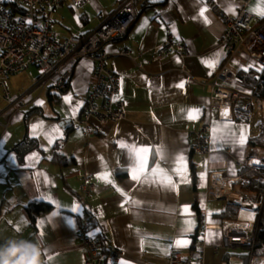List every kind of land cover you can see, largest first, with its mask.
<instances>
[{"label": "crops", "instance_id": "0c3cea01", "mask_svg": "<svg viewBox=\"0 0 264 264\" xmlns=\"http://www.w3.org/2000/svg\"><path fill=\"white\" fill-rule=\"evenodd\" d=\"M122 1L88 0L75 7L62 0L50 15L51 27L59 40L71 34L81 36L94 29ZM212 1L230 16H236L243 7L250 12L256 3V0ZM143 2L131 0L137 13L135 22L124 38L104 46L109 68L120 77L116 99L124 103L126 117L107 124L98 135L85 136L77 124L94 80L91 60L83 58L71 63V75L63 91L54 86L53 80L41 78L35 68L30 69L33 78L21 72L6 81L9 101L0 98V242L19 238L40 243L43 264H84L83 244L76 236L82 228L99 240L105 251L111 248L120 251L119 259L108 264L121 261L166 264L169 252L176 248L167 254L162 249L178 237L185 219L180 214L184 206L189 207L194 226L186 237L189 245L176 250L186 257L198 245L202 247L201 264H243L246 248L223 247L221 228L229 220L218 216L227 205L239 203L214 199L210 195L211 175L240 177L247 183L251 176L248 172L241 174L240 170L248 169L249 159L263 161L261 152L251 154L247 147L248 139L264 133V128L251 104V95L238 85L236 74L244 68L257 71L264 64L244 51L230 56L220 47L225 28L203 0H147L145 5ZM10 4L15 3L0 0L6 10ZM201 7L207 9V23L199 15ZM229 9L235 14H230ZM20 12L18 7L12 13L19 15ZM44 14V11L38 12L40 16ZM254 15L264 23V18ZM168 38L182 42L189 56L181 59L170 55L153 60L154 48ZM124 51L129 56L121 55ZM213 59L215 64L209 67L206 62ZM223 63L236 75L230 83L216 81ZM184 67L192 78L182 72ZM214 82L237 91L236 102L229 106L211 104L210 85ZM180 84L182 88L177 87ZM66 97L70 100L66 101ZM192 108L200 109L199 118L188 120L182 109ZM225 109L227 118L222 115ZM234 109L250 112L244 116L247 120H236ZM225 119L231 122L233 130L238 132L241 126L247 130V141L242 147L234 143H212L213 125ZM36 124H42L43 129L34 134L32 126ZM202 124L210 126L207 153L194 150L196 133ZM52 128H59V136L49 144L47 135ZM27 141L34 142L36 147L20 155L18 146ZM118 141L143 145L162 143L169 151L183 153L187 182L179 183V178L174 176L178 186L173 191L137 185L125 170L126 156ZM33 154L35 159H29ZM58 156L72 162L58 165L53 162ZM161 166L169 171L172 167L170 163ZM105 168L112 173L116 187L140 201L138 206L124 204L125 197L116 187L97 179ZM84 177L96 185L86 197L79 189ZM239 185L232 186L234 193L242 201H253L251 196L239 191ZM31 203L50 206L49 211L36 217L34 224L25 210ZM74 206L78 208L76 212L71 211ZM258 206L250 204L254 212ZM168 209L176 211L170 213ZM54 211L58 213L56 217L51 215ZM88 218L94 223L91 229ZM141 240H144L143 248Z\"/></svg>", "mask_w": 264, "mask_h": 264}, {"label": "built area", "instance_id": "2783aa9c", "mask_svg": "<svg viewBox=\"0 0 264 264\" xmlns=\"http://www.w3.org/2000/svg\"><path fill=\"white\" fill-rule=\"evenodd\" d=\"M21 8L19 15H14L0 5V98L9 101V93L6 86L8 78L14 74L27 72L33 78L31 68H35L41 78L53 80L54 86L65 90L70 75L72 62L87 58L94 63L93 84L86 98V108L77 124L85 136L98 135L100 129L107 124L117 123L126 117L124 103L116 99L118 94L120 77L108 66V57L104 50L106 43L124 38L137 18L131 0H123L118 7L104 17L91 31L78 36L71 34L59 40L57 33L51 27V13L60 5L62 0H11ZM75 7H79L88 0H67ZM144 0V5L147 3ZM210 12L215 16L220 25L225 28L219 41L220 47L228 54L234 55L240 51L246 52L251 58L264 64V23L260 22L254 14L248 12L245 7L239 10L236 16L224 14L218 5L212 0H203ZM44 11L43 16L38 15ZM30 21V23H29ZM121 55L129 56L127 51ZM170 55L185 59L189 56L187 47L180 41L168 38L156 46L152 53L153 60H163ZM190 78L191 73L184 67L181 69ZM226 63L220 66L216 75V81L230 83L235 78ZM239 97L237 91H232L218 85L216 82L210 85V102L213 105H232ZM255 103L260 118L264 120V100L250 97ZM210 142V126L202 124L196 133L194 150L200 153L208 152ZM260 163L254 164L253 161ZM246 166L250 171L264 168V161L249 159ZM220 173L211 175V192L214 199L224 198L238 202V216L235 221H224L221 228L223 247L230 249L234 246L243 247L251 251L254 245L253 224L245 226V220L239 218L242 206L249 205L235 194L232 199L219 196L214 187V179ZM241 178H235L232 186L241 182ZM79 189L86 197L96 189L88 177H84ZM238 198H237V197ZM248 206V207H249ZM254 212V217L256 216ZM77 238L83 244L84 264H104L101 252L104 245L85 228L80 229ZM121 253L115 248L107 251L108 261H117ZM264 259L256 257L250 260ZM202 247L195 246L194 250L186 257L176 249H172L166 264H201Z\"/></svg>", "mask_w": 264, "mask_h": 264}, {"label": "snow or ice", "instance_id": "6c2138e0", "mask_svg": "<svg viewBox=\"0 0 264 264\" xmlns=\"http://www.w3.org/2000/svg\"><path fill=\"white\" fill-rule=\"evenodd\" d=\"M207 9L206 7H201L199 15L205 18V22H209L205 17ZM230 14H235L233 9L228 10ZM253 14L258 15L261 18H264V0H256L255 6L249 9ZM30 23V21H29ZM147 21H145V24ZM209 67H213L215 60H209L206 62ZM249 67H252L249 65ZM244 71H248V68H244ZM257 71H264V68H258ZM177 87H183V84L177 85ZM66 101H69L70 98L66 97ZM78 107V106H77ZM76 109H73L75 113ZM186 113V118L188 120H195L199 118L200 109L192 108L183 110ZM227 118L228 111L225 109L222 114ZM38 129H43L42 124H36L32 126V131L35 134ZM211 139L212 143L215 145L218 142L223 143H234L239 144L241 147L247 141V130L241 126L237 131L233 130L231 122H228L227 119L221 124H214L211 130ZM59 136V128H52L50 133L47 135L48 143L51 144L55 137ZM118 147L122 150L126 156V171L132 181L137 185L143 187L148 186L150 188H156L157 190L163 189L164 191H173L177 188L179 183L187 182V164L185 156L183 153H176L169 151L164 144L159 145H143L137 143H126L125 141H118ZM215 150V149H214ZM29 159H35V154ZM151 161V164H150ZM162 163H170L172 165L170 171L161 166ZM254 164L260 163L259 161H253ZM207 162H205V167ZM178 177L179 181H175L173 177ZM97 179L106 183L111 184L113 187H116L112 180V173L106 168L100 172L97 176ZM204 179V175H201V180ZM116 191L122 196L125 197L124 204H131L133 206H138L140 201L132 199L129 197L122 189L116 187ZM123 207V204L121 205ZM59 208L60 206L57 205ZM77 207L71 209L72 212H76ZM126 211L128 209H125ZM170 213H175V209H168ZM180 214L185 216L183 220V226L178 234V237L171 241L167 247L162 249L164 254H167L168 251L172 248L180 249L185 248L189 245L190 241L186 238L188 234L192 231L194 226L193 220L191 219V213L188 206H184ZM52 217L58 215L57 212H52ZM212 213H209L211 216ZM71 223V221H69ZM211 224V221H209ZM42 235V234H41ZM211 235V232L209 233ZM2 244V242H0ZM144 240H141V247L143 248ZM50 259V258H49ZM120 264H128L127 261H121Z\"/></svg>", "mask_w": 264, "mask_h": 264}, {"label": "trees", "instance_id": "16d2710c", "mask_svg": "<svg viewBox=\"0 0 264 264\" xmlns=\"http://www.w3.org/2000/svg\"><path fill=\"white\" fill-rule=\"evenodd\" d=\"M8 8L13 13L18 11L16 4H10L8 5ZM262 68H264V65ZM236 75L238 78V85L243 90L247 91L252 97H257L264 100V71H255L253 69H248V71L240 70ZM253 109L255 108L253 107ZM249 113L242 110L240 111L239 109H234V118L236 120L244 121L247 120V117L244 116H247ZM33 147H36L34 142H24L18 146V148H20V155ZM247 147L252 152L251 154L261 152L262 159L264 161V133H259L256 136L249 138ZM53 162L58 165H67L70 164L72 160L58 156L53 159ZM245 172H248V169L243 168L240 170L241 174ZM238 187L241 193L244 195L248 194L251 196L253 201L261 203V207L257 210L253 224V248L251 251L247 249V253L242 256L243 264H249L250 260L253 258L264 257V168H259L257 171L252 172L249 182L243 183ZM238 209V204H229L218 216L224 220L235 221L237 218ZM25 210L30 223L34 224L36 217L42 212L49 211L50 206L42 203H31L25 208ZM87 222L88 228L91 229L94 226L92 219L88 218ZM101 255L104 257V264H108L109 261L107 260V251L103 250Z\"/></svg>", "mask_w": 264, "mask_h": 264}, {"label": "clouds", "instance_id": "9594fccd", "mask_svg": "<svg viewBox=\"0 0 264 264\" xmlns=\"http://www.w3.org/2000/svg\"><path fill=\"white\" fill-rule=\"evenodd\" d=\"M41 246L31 240L8 238L0 244V264H43ZM264 264V259L253 260Z\"/></svg>", "mask_w": 264, "mask_h": 264}, {"label": "bare ground", "instance_id": "6f19581e", "mask_svg": "<svg viewBox=\"0 0 264 264\" xmlns=\"http://www.w3.org/2000/svg\"><path fill=\"white\" fill-rule=\"evenodd\" d=\"M232 183H234L233 179L230 180H221L219 179V175H216L214 179V187H216V192L219 196H226L229 199H232L235 196L234 191L232 190ZM249 205H244L241 207L239 212V218L243 219L245 222V226L251 227L253 219H254V210Z\"/></svg>", "mask_w": 264, "mask_h": 264}, {"label": "rangeland", "instance_id": "374dc122", "mask_svg": "<svg viewBox=\"0 0 264 264\" xmlns=\"http://www.w3.org/2000/svg\"><path fill=\"white\" fill-rule=\"evenodd\" d=\"M251 104L254 106V108H255V103H254V101H252L251 102ZM256 113H257V116L259 117V119H260V123L263 125V128H264V120L262 119V118H260V113L259 112H257L256 111ZM261 160V159H260ZM263 160V159H262ZM248 168V167H247ZM252 172L253 171H250L249 170V168H248V175H252ZM241 184H243V182H241ZM248 195V194H247ZM250 195H248V197H249ZM226 200V199H225ZM244 201V200H243ZM246 202H248L249 204H251V203H254V204H256V205H258L259 204V206L257 207V209H259L260 207H261V203L260 202H255V201H246ZM250 207V206H249ZM244 251H245V253H247V250L246 249H244Z\"/></svg>", "mask_w": 264, "mask_h": 264}]
</instances>
